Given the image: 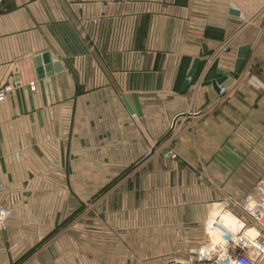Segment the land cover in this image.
Instances as JSON below:
<instances>
[{
    "label": "crops",
    "instance_id": "0c3cea01",
    "mask_svg": "<svg viewBox=\"0 0 264 264\" xmlns=\"http://www.w3.org/2000/svg\"><path fill=\"white\" fill-rule=\"evenodd\" d=\"M13 78L36 90L0 101V264H190L264 174V0H0Z\"/></svg>",
    "mask_w": 264,
    "mask_h": 264
},
{
    "label": "built area",
    "instance_id": "2783aa9c",
    "mask_svg": "<svg viewBox=\"0 0 264 264\" xmlns=\"http://www.w3.org/2000/svg\"><path fill=\"white\" fill-rule=\"evenodd\" d=\"M26 86L36 90V82L13 78L0 88V101ZM164 157L176 159L177 154L169 151ZM4 190L0 177V194ZM221 205V212L211 214L205 224V232L212 238L190 253L201 264H264V178L255 184L253 196L243 201L229 197ZM12 216L13 208L0 204V231L8 230Z\"/></svg>",
    "mask_w": 264,
    "mask_h": 264
},
{
    "label": "water",
    "instance_id": "95a60500",
    "mask_svg": "<svg viewBox=\"0 0 264 264\" xmlns=\"http://www.w3.org/2000/svg\"><path fill=\"white\" fill-rule=\"evenodd\" d=\"M251 46L250 45H244L241 46L238 50L237 60L235 64V69L233 73L226 72L223 70H218L216 72L217 78L216 80L207 82L203 85H212L213 88L216 90V92H221L222 89H225L228 87L236 78L237 75H239L245 65V62L247 60L249 51ZM38 67H39V73L40 75H49L51 72V66L49 65V57L47 54L43 56H39L37 59ZM198 68H199V60H196L192 66L191 71L188 74L187 80L185 82V86H188L191 84L195 79L198 77ZM174 126V124H173ZM181 264V263H178Z\"/></svg>",
    "mask_w": 264,
    "mask_h": 264
},
{
    "label": "rangeland",
    "instance_id": "374dc122",
    "mask_svg": "<svg viewBox=\"0 0 264 264\" xmlns=\"http://www.w3.org/2000/svg\"><path fill=\"white\" fill-rule=\"evenodd\" d=\"M262 166L264 167V155H262ZM264 172V171H263ZM264 178V174L258 178H255L254 179V186L255 184L260 180V179H263ZM2 232V231H1ZM190 264H201L199 263L197 260H196V257H194L191 261H189Z\"/></svg>",
    "mask_w": 264,
    "mask_h": 264
}]
</instances>
